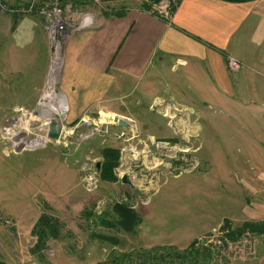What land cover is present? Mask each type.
Here are the masks:
<instances>
[{"label": "rangeland", "instance_id": "1", "mask_svg": "<svg viewBox=\"0 0 264 264\" xmlns=\"http://www.w3.org/2000/svg\"><path fill=\"white\" fill-rule=\"evenodd\" d=\"M63 64L64 58L60 76ZM48 69L49 65L47 74ZM55 98L61 104L58 110H64L63 96ZM136 99L140 107L134 108ZM148 100L138 86L126 92V110H137L128 116L130 121L124 120L129 128L115 125V116L99 111L82 124L65 126L67 133L59 140L46 136L49 116L41 107V96L32 112L0 115V154L7 155H0V200L12 209L23 206L27 214L20 222L0 210L13 224H0V264H113L116 257L159 248L181 253L193 240L214 247L207 264H264V236L244 235L236 243H219L225 220L233 228L264 221V170L248 172L249 177L244 172L239 177L236 170L254 168V155L231 146L230 132L227 137L220 132V138L209 129L201 138L189 135L175 123L180 113L172 119L162 107L154 109L157 116L147 113ZM208 112L216 123L229 124L220 112ZM150 119L162 124H150ZM104 149L118 153L115 182L99 176ZM17 153L21 154L15 157ZM224 155L225 162H220ZM60 176L62 187L57 186ZM66 182H71L70 188ZM116 204L140 216L132 232L108 226L116 222L111 212ZM43 214L61 227L36 251L32 230Z\"/></svg>", "mask_w": 264, "mask_h": 264}, {"label": "crops", "instance_id": "2", "mask_svg": "<svg viewBox=\"0 0 264 264\" xmlns=\"http://www.w3.org/2000/svg\"><path fill=\"white\" fill-rule=\"evenodd\" d=\"M161 1L164 10L150 0H61L64 15L71 11L92 19L89 28L69 36L65 45L58 84L65 102L64 127L82 124L99 111L130 121L137 110H126V92L138 86L149 98L147 113L157 116V107L165 108L171 119L180 113L175 123L189 135L201 138L209 129L218 138L220 132L221 137L230 132L231 146L254 155L255 169L237 166L239 177L264 170V0ZM1 4L0 115L14 116L35 108L51 48L44 18L36 9L27 11L28 0ZM226 56L237 59L240 70L231 73ZM211 109L229 124L216 123ZM156 119L149 123L161 125ZM219 161L225 162V155ZM60 177L58 187L64 181ZM2 204L0 200L7 217L21 222L27 215L23 206Z\"/></svg>", "mask_w": 264, "mask_h": 264}, {"label": "trees", "instance_id": "3", "mask_svg": "<svg viewBox=\"0 0 264 264\" xmlns=\"http://www.w3.org/2000/svg\"><path fill=\"white\" fill-rule=\"evenodd\" d=\"M150 1L153 4H158L161 0ZM170 11H172V7ZM100 156L103 158V163L99 170L100 178L102 181L115 182L116 177L113 171L117 167L118 153L111 149H104L101 151ZM111 212L116 218V222L108 224L110 227L114 226L121 228L125 232H132L140 222L138 213L126 205L116 204L112 207ZM60 227L61 225L58 220L45 214L41 215L32 230L33 234L37 237L36 251L43 249L49 239L55 238L59 234ZM244 235L264 236V221H246L233 228L230 222L225 220L220 228L219 243L224 246L229 243H236ZM109 240H111V243L116 244L114 240ZM213 249L212 245H204L199 240H193L181 253L176 250L169 252L167 249L159 248L151 252H142L135 257H132L131 254L122 255L114 258V262L112 263L117 264V261L122 260L127 264H131L132 261L136 262L134 264H207V260L210 258ZM160 252H164V254Z\"/></svg>", "mask_w": 264, "mask_h": 264}, {"label": "built area", "instance_id": "4", "mask_svg": "<svg viewBox=\"0 0 264 264\" xmlns=\"http://www.w3.org/2000/svg\"><path fill=\"white\" fill-rule=\"evenodd\" d=\"M29 5L27 11H34L36 9L37 13L44 18L45 30L49 37L51 45L50 62L48 74L45 81V88L41 94V106L45 113L49 116L47 123L50 121L51 116L55 115L57 118L63 120V111H58V99H50L49 93L56 97L57 94L62 96L57 90H55L56 85L59 84L60 80V65L62 63V58L60 56L64 49L66 41L72 34L78 33L92 25V19L89 14H78L68 11L66 15L63 13L61 8V0H52L50 3L46 0H28ZM159 9L164 10L165 1L159 2ZM0 6L1 0H0ZM226 68L231 72L235 73L242 67L241 63L233 58L232 56H226L225 58ZM264 118V114H263ZM46 123V124H47ZM64 126L61 131V137L65 135ZM64 134V135H63ZM47 136V134H46ZM92 179V177H88ZM0 224L4 227H10L12 224L11 219L5 218L0 212Z\"/></svg>", "mask_w": 264, "mask_h": 264}, {"label": "water", "instance_id": "5", "mask_svg": "<svg viewBox=\"0 0 264 264\" xmlns=\"http://www.w3.org/2000/svg\"><path fill=\"white\" fill-rule=\"evenodd\" d=\"M62 121L63 120L57 118L55 115L51 116L50 121L47 123V128H48L47 137L49 139L57 140L60 137L62 126H63ZM113 123L117 124L119 127H123V128L127 127V124L125 123V121L118 117H115L113 119ZM99 165H100L99 163L96 164L97 169H99ZM121 181L123 184H127L125 176L122 177Z\"/></svg>", "mask_w": 264, "mask_h": 264}, {"label": "bare ground", "instance_id": "6", "mask_svg": "<svg viewBox=\"0 0 264 264\" xmlns=\"http://www.w3.org/2000/svg\"><path fill=\"white\" fill-rule=\"evenodd\" d=\"M49 96H52V97H49V98H50L51 100H52V99L54 100L55 97H53L52 94L49 93ZM59 104H60V103H59ZM60 105H61V104H60ZM61 107H62V106H61ZM58 111H59V110H58ZM62 111H63V110H62Z\"/></svg>", "mask_w": 264, "mask_h": 264}, {"label": "flooded vegetation", "instance_id": "7", "mask_svg": "<svg viewBox=\"0 0 264 264\" xmlns=\"http://www.w3.org/2000/svg\"><path fill=\"white\" fill-rule=\"evenodd\" d=\"M64 126V125H63ZM63 126H62V128H63ZM125 128H129V125L127 124V127H125ZM61 136V135H60ZM60 139V137L57 139V140H59Z\"/></svg>", "mask_w": 264, "mask_h": 264}]
</instances>
